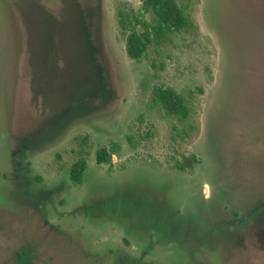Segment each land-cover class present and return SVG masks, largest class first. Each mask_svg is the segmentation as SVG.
<instances>
[{"label": "rangeland", "instance_id": "obj_1", "mask_svg": "<svg viewBox=\"0 0 264 264\" xmlns=\"http://www.w3.org/2000/svg\"><path fill=\"white\" fill-rule=\"evenodd\" d=\"M184 1L135 60L117 11L155 24L142 0H0V264H264V0Z\"/></svg>", "mask_w": 264, "mask_h": 264}, {"label": "trees", "instance_id": "obj_2", "mask_svg": "<svg viewBox=\"0 0 264 264\" xmlns=\"http://www.w3.org/2000/svg\"><path fill=\"white\" fill-rule=\"evenodd\" d=\"M143 8L147 12H153L156 16V23L145 21L139 14L121 7L117 11L118 26L121 33L126 37V51L129 57L140 60L147 56L149 49L157 48L160 44L168 41L172 32H180L190 27L192 22L186 14L187 4L184 0H142ZM155 102L161 106L166 114L175 117L185 125L182 138L186 139L192 135L194 125L190 121L192 108L187 97L183 96L173 88H161L155 94ZM188 126V128L186 127ZM132 142L131 135H128ZM78 142L74 153L77 159L73 162L70 178L73 183L83 182L84 173L88 166L89 135L76 138ZM122 147L119 143L113 142L112 152L106 148L97 151V162H109L115 153H120ZM189 159L185 163H178L180 169L190 165ZM19 259L25 264V254Z\"/></svg>", "mask_w": 264, "mask_h": 264}, {"label": "flooded vegetation", "instance_id": "obj_3", "mask_svg": "<svg viewBox=\"0 0 264 264\" xmlns=\"http://www.w3.org/2000/svg\"><path fill=\"white\" fill-rule=\"evenodd\" d=\"M24 254V253H23Z\"/></svg>", "mask_w": 264, "mask_h": 264}]
</instances>
